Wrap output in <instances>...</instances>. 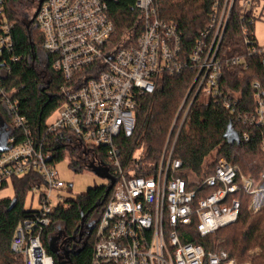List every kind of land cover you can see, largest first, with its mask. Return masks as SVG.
Instances as JSON below:
<instances>
[{"label": "built area", "instance_id": "built-area-1", "mask_svg": "<svg viewBox=\"0 0 264 264\" xmlns=\"http://www.w3.org/2000/svg\"><path fill=\"white\" fill-rule=\"evenodd\" d=\"M261 1L214 0L209 24L187 54L178 25L162 19L155 0H135L140 19L134 29L121 35L111 19L108 0L41 1L37 26L43 35L42 49L55 58L53 69L63 76V102L54 112L57 118L45 123V129L50 135L61 134L72 150L79 149L89 169H107L115 179L95 233L90 264H239L226 251H207L196 244L192 232L205 238L237 222L240 197L253 201L264 192L261 182L220 159L212 174L190 187L180 176L183 166L173 151L197 95L221 97L225 108L236 111L238 98L220 92L225 68L247 69V54L260 56L264 67V45L258 44L255 29H243L246 55L228 57L221 51L235 5L243 20L252 11L249 26L255 28L254 4ZM15 23L8 16L7 2L0 0V104L7 106L11 116L10 125L4 122L8 139L7 149L0 152V189L13 178L39 176L41 183L30 191L37 196L39 209L32 210V216L16 228L12 248L23 255L25 264H53L41 235L57 207L65 205L59 192L67 185L60 179L54 157L44 149L46 137L40 143L35 140L17 90H8L3 83L8 62L22 59L13 55ZM189 64L197 71L194 83L172 122L157 171L146 177H138L135 170L126 174L117 139L133 136L138 99L156 91L159 77L178 76ZM253 89L255 112L239 119L262 126L264 89L257 81ZM97 149L104 150L108 162L95 154ZM140 157L136 156V170L143 165Z\"/></svg>", "mask_w": 264, "mask_h": 264}, {"label": "trees", "instance_id": "trees-1", "mask_svg": "<svg viewBox=\"0 0 264 264\" xmlns=\"http://www.w3.org/2000/svg\"><path fill=\"white\" fill-rule=\"evenodd\" d=\"M5 1L8 16L16 22L13 28V55L22 59L15 63L8 62L9 73L4 76L3 83L8 90H17L16 96L22 101V114L26 115L35 140L40 143L46 137L44 149L52 154L56 162L64 157L70 146L62 141L61 134H48L45 123L63 102L60 94L63 76L53 69L55 58L42 49L43 35L38 26H34L35 21L27 29L26 24L11 9L10 0ZM213 2L214 0H155L162 19L178 25L182 32V49L186 54L193 48L200 33L207 28ZM108 4L118 35L135 28L140 19L135 0H109ZM234 8L221 46L222 53L228 57L247 54L243 29L247 27L252 32L255 29L254 26H249L252 11L243 20L238 14L239 5L236 4ZM247 64V69L242 66L225 68L219 82L221 94L238 98L234 113L223 106L221 97L199 94L190 106L173 151V157L179 159L183 166L180 176L190 187L212 174L216 165H205V160L214 152H217L218 157L238 166L244 176L257 182L262 180L264 125H251L239 117L253 116L256 108L253 83L260 82L264 89V67L260 56L255 54H247ZM188 66L178 76L170 77L166 74L159 77L160 83L156 91L138 99L135 110L137 127L133 136L117 139L120 163L126 174L135 170L138 177H146L157 171L172 122L194 83L197 71L192 64ZM193 98L192 93L189 103ZM0 116L10 125L11 116L8 111L0 109ZM229 125L240 136L239 142L231 143L224 136ZM140 150H143L140 157L143 165L140 170H136V153ZM95 154L102 158V162H108L104 150L97 149ZM71 166L78 171L74 164ZM9 183L15 190L13 199H0V264H25L23 255L13 250L12 240L16 228L32 216V209H25V199L33 185L40 184L41 180L37 174L32 173L23 178L5 181L1 189L6 188ZM107 188L108 186L90 189L84 196H79L78 200H66L65 205L57 207L51 215L50 224L44 227L41 235V242L47 255L53 258V264H59L68 252L71 264H90L95 233L111 195L110 191L105 196ZM240 200L242 209L237 222L205 238L199 237L193 230V240L196 244L203 245L207 251H226L239 264L248 259L251 249L260 247L262 253L252 263L264 264V210L252 216L247 207L251 198L242 195ZM83 232L85 236L83 234L79 243L76 239Z\"/></svg>", "mask_w": 264, "mask_h": 264}, {"label": "rangeland", "instance_id": "rangeland-1", "mask_svg": "<svg viewBox=\"0 0 264 264\" xmlns=\"http://www.w3.org/2000/svg\"><path fill=\"white\" fill-rule=\"evenodd\" d=\"M42 0H10L9 4L11 9L14 11V14L18 16L20 20L23 15H27L30 18H34L35 14L38 12L40 3ZM106 1V0H105ZM109 1V0H108ZM255 11L254 17L256 18L255 25V35L258 39V44L260 46L264 45V1L255 2L254 4ZM34 26H37V16L35 18ZM0 109L3 111H8L7 106L5 104H0ZM57 118V115L53 113L46 123L52 124L53 121ZM72 145H76V139L74 137L71 138ZM143 150H140L136 153L137 157L142 155ZM81 151L79 149H71V147L67 148L64 157L55 162V166L57 171L59 172L60 179L67 185V188L61 190L59 194L66 200L75 199L79 196H84L90 189H97L99 187L107 186L108 180L101 177L99 174L97 175L95 171L89 169L85 161H81ZM220 159H225L223 157H218L217 152H214L210 157L205 160V165H211L212 163L218 162ZM75 162V163H74ZM72 164L75 165L78 171H75L72 168ZM262 188L264 189V179L261 180ZM15 190L11 183H9L6 188L0 189V199L2 198H11L13 199ZM25 209L26 210H37L39 209L37 196H32V194H28L25 199ZM249 214L254 216L257 212L264 210V192L260 195L256 196V198L252 201L250 200L247 204ZM262 253V249L260 247L253 248L248 252V259L245 261H253L254 258L258 257ZM244 263V262H243Z\"/></svg>", "mask_w": 264, "mask_h": 264}, {"label": "water", "instance_id": "water-1", "mask_svg": "<svg viewBox=\"0 0 264 264\" xmlns=\"http://www.w3.org/2000/svg\"><path fill=\"white\" fill-rule=\"evenodd\" d=\"M37 16V13L35 14V17L32 19L31 23L32 24L34 21H35V18ZM5 123L2 119V117L0 116V152H3L7 149V144H6V141L8 139V135L7 133L5 132ZM228 140L229 142L231 143H234V142H239L240 140V136H238L232 129V126L229 125L225 135H224ZM95 170L96 174L100 175L101 177L107 179L110 181V185L108 186L107 190H106V193H105V196H107L109 194V192L112 190L113 186H114V182H115V179L113 176H111L109 174V171L107 169H93ZM55 252V251H54ZM73 251H71L72 253ZM69 252L67 253V256H69ZM71 263V262H70ZM59 264H66V262L64 261H60Z\"/></svg>", "mask_w": 264, "mask_h": 264}, {"label": "flooded vegetation", "instance_id": "flooded-vegetation-1", "mask_svg": "<svg viewBox=\"0 0 264 264\" xmlns=\"http://www.w3.org/2000/svg\"><path fill=\"white\" fill-rule=\"evenodd\" d=\"M32 19H33V18H30V19H29V17H28L27 15H23V17H21L20 21H22V23H25V24H26V28L29 29V28L33 25V23H34V22H33L32 24H30L31 21H32ZM107 186H109V184H108ZM84 230H85V233H86V232H87V231H86V228H85ZM89 232H90V231H89ZM85 233H84V232L81 233L80 236H79V238L76 239V241H78V242L80 243L81 240H82V238H83V234H84V236H85ZM65 256H66L65 259L62 260V261L66 262V264H71V263H70V262H71V259H70L69 256H67V253L65 254Z\"/></svg>", "mask_w": 264, "mask_h": 264}, {"label": "bare ground", "instance_id": "bare-ground-1", "mask_svg": "<svg viewBox=\"0 0 264 264\" xmlns=\"http://www.w3.org/2000/svg\"><path fill=\"white\" fill-rule=\"evenodd\" d=\"M46 264H48V262H46Z\"/></svg>", "mask_w": 264, "mask_h": 264}]
</instances>
